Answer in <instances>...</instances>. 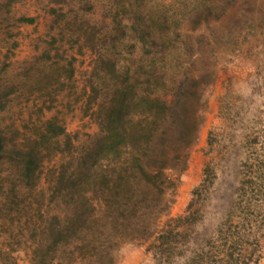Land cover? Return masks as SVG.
<instances>
[{"label":"rangeland","instance_id":"rangeland-1","mask_svg":"<svg viewBox=\"0 0 264 264\" xmlns=\"http://www.w3.org/2000/svg\"><path fill=\"white\" fill-rule=\"evenodd\" d=\"M149 19L162 46L144 47ZM144 57L169 78L196 80L203 120L185 168L170 172L171 202L151 236L121 240L111 264H264V0H0V125L54 118L72 149L43 162L26 200L16 183L25 212L8 211L12 184L0 179V264H51L34 263L38 238L28 230L38 205L49 209V176L97 135L100 92L128 85L127 73L144 90ZM168 226L179 234L160 254Z\"/></svg>","mask_w":264,"mask_h":264},{"label":"trees","instance_id":"trees-1","mask_svg":"<svg viewBox=\"0 0 264 264\" xmlns=\"http://www.w3.org/2000/svg\"><path fill=\"white\" fill-rule=\"evenodd\" d=\"M149 21L144 37H150L154 21ZM150 39L144 40V47L163 45L154 35ZM155 63L153 57H144L143 91L131 85L134 75L127 73L128 85H110L100 92L93 113L97 135L76 161L70 156L53 168L46 204L49 209L62 204L65 213L49 214L38 205L28 227L38 238L34 263L52 264L47 255L59 253L70 264L78 259L83 264H111L121 240H146L155 218L168 209L176 185L170 172L185 168L203 115L192 105L196 80L169 78ZM4 128L0 125V179L12 184L11 194L4 197L10 202L8 211L25 212L27 203L19 207L18 201L33 195L45 160L65 151L71 154L70 136L54 118L33 129L27 123L13 125L10 131ZM16 183L20 196L26 193L22 200ZM178 234L168 226L158 234L154 248L165 253L172 248L169 238Z\"/></svg>","mask_w":264,"mask_h":264}]
</instances>
